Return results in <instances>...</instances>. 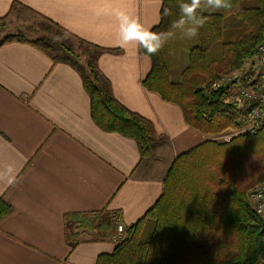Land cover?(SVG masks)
I'll use <instances>...</instances> for the list:
<instances>
[{
  "label": "crops",
  "instance_id": "crops-1",
  "mask_svg": "<svg viewBox=\"0 0 264 264\" xmlns=\"http://www.w3.org/2000/svg\"><path fill=\"white\" fill-rule=\"evenodd\" d=\"M160 7L161 0H0L8 26L19 13L34 15L100 48L98 68L114 98L150 121L158 141L153 159L139 158L133 139L92 122L73 67L27 42L0 45V196L11 207L0 219V264H95L114 250L116 224L133 225L154 205L173 160L209 139L177 104L143 86L151 60L138 42L120 46L119 12L151 30ZM187 55L180 48L168 64L172 83L180 82ZM100 212L118 214L111 231L81 238L72 230V214Z\"/></svg>",
  "mask_w": 264,
  "mask_h": 264
},
{
  "label": "trees",
  "instance_id": "trees-1",
  "mask_svg": "<svg viewBox=\"0 0 264 264\" xmlns=\"http://www.w3.org/2000/svg\"><path fill=\"white\" fill-rule=\"evenodd\" d=\"M181 2L190 0H161L160 21L151 29L162 34V39L173 32L167 39H173L176 52L180 48L187 51L188 65L181 80H169L163 48L149 55L139 47L151 60L150 71L141 83L164 100L177 104L185 121L202 134L214 136L227 129L235 130L241 117L225 105L223 89L206 96L202 86L242 69L253 57L255 46L264 41V0H230L231 9L213 13L199 9L198 15L205 23L192 38L183 34L193 22L177 29L172 27L180 17ZM5 18L0 17V30ZM48 23L60 36L34 40L5 36L0 45L27 42L54 63L73 67L89 96L92 122L104 131L133 139L139 158L153 159V148L158 142L153 125L114 98L109 81L98 68L101 49ZM68 39L87 47L83 52L85 59L66 43ZM217 43L220 54L209 58L208 52L215 51ZM263 179L264 127L253 135L239 134L229 142L204 141L173 160L157 201L141 219L125 228L126 236L111 253L98 255L95 264H264V217L254 212L248 199V190ZM9 212L11 207L0 196V219ZM117 217L112 213L105 226L112 228ZM82 218L83 214H72L68 220L84 222L86 219ZM75 228L73 223L72 230Z\"/></svg>",
  "mask_w": 264,
  "mask_h": 264
},
{
  "label": "built area",
  "instance_id": "built-area-1",
  "mask_svg": "<svg viewBox=\"0 0 264 264\" xmlns=\"http://www.w3.org/2000/svg\"><path fill=\"white\" fill-rule=\"evenodd\" d=\"M253 53V61L248 68L223 74L208 86H202L206 96L223 89L225 105L239 113L241 124L229 134L230 137L239 134L253 135L264 127V41L255 46ZM260 193H264V179L248 190L252 209L256 214L264 217L257 212L259 205L264 203V200L256 199ZM115 227L113 241L120 240L122 231L125 229L119 222Z\"/></svg>",
  "mask_w": 264,
  "mask_h": 264
},
{
  "label": "rangeland",
  "instance_id": "rangeland-1",
  "mask_svg": "<svg viewBox=\"0 0 264 264\" xmlns=\"http://www.w3.org/2000/svg\"><path fill=\"white\" fill-rule=\"evenodd\" d=\"M246 1H243V4H245ZM252 3H255L252 2ZM203 11L204 12H214V11H219V10H212L206 7H203ZM14 12V11H12ZM20 14V15H19ZM16 17V19H18L17 21H14L15 19L13 18V27L12 26H8V20L5 18L2 22H3V28L0 30V40H2L5 36H14L16 38H24L25 40H34V39H38V38H51L54 35H59V33H55L54 31H56L57 29L49 26V23L46 19L40 18L38 16H34V15H22V13H19ZM12 15H16V14H12ZM11 15V16H12ZM28 16V17H27ZM24 18V19H23ZM22 19V21H21ZM47 27H51L50 29H47ZM185 33V30H184ZM67 44L71 45L73 48V51L77 54L81 55V59H85V57H83V52L85 50H87V47L84 44L78 45L77 41L75 39H68ZM175 42L173 41V39L171 40L170 38H168L166 40V42L164 43L163 46V53H164V57L167 60L168 64H170L171 60L174 58V53L176 52V48H175ZM220 43V42H219ZM217 43L215 45L216 50L213 51H209L208 52V57L209 58H214L217 57L220 54V44ZM73 45H75V47H73ZM253 61V59L251 58L250 60H248L244 65H242L243 69L248 68L249 65L251 64V62ZM234 132V130H225L221 133H218L214 136H208L209 139L217 141L219 143H223V142H229L233 137H230L229 134ZM218 135H220L218 137ZM238 136V135H237ZM218 137V138H216ZM252 188V187H251ZM86 218H82V219H86L83 221H75L72 222L74 223V225L76 226L75 228V232L80 235L81 238H84V236H81L83 232H87V230L89 232H91L92 234H90L91 236H88L87 234L85 235L86 237H93L95 238L96 236H98L100 233L98 232V229H102L104 231L106 230H110V227H106V222L108 216L105 214H98V215H85ZM88 221V222H87ZM90 221L91 226H90ZM104 221V222H103ZM81 222V223H79ZM94 222V223H93ZM89 226L90 228L92 227V229L89 230ZM73 227V226H72ZM84 230V231H83ZM108 231V232H110ZM73 233V232H72ZM71 233V235H72ZM114 233H116V230L114 231ZM114 233H112L114 235ZM126 236L125 234V229L122 231V236L120 238V240H116L115 243H119L121 240H123V238Z\"/></svg>",
  "mask_w": 264,
  "mask_h": 264
},
{
  "label": "clouds",
  "instance_id": "clouds-1",
  "mask_svg": "<svg viewBox=\"0 0 264 264\" xmlns=\"http://www.w3.org/2000/svg\"><path fill=\"white\" fill-rule=\"evenodd\" d=\"M180 11V17L172 25L173 28H181L188 22L189 24L183 36L188 38L195 37L197 35L198 28L202 27L205 20L202 16L198 15V10L206 7L212 10H228L231 9L232 4L230 0H190V2H181L178 5ZM165 15L169 14L167 8L164 9ZM117 18L121 22L122 41L121 47L126 46V42L129 40H136L137 46L145 49L149 55L157 54L164 46L167 37L174 35L173 32H168L165 38L162 39V34L153 32L146 29L137 19H133L131 16L124 12H119ZM257 200H264V193H260L256 197ZM257 212L264 215V203H261L257 208Z\"/></svg>",
  "mask_w": 264,
  "mask_h": 264
}]
</instances>
